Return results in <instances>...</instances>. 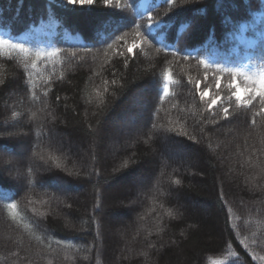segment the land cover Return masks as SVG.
Here are the masks:
<instances>
[{
  "label": "trees",
  "instance_id": "16d2710c",
  "mask_svg": "<svg viewBox=\"0 0 264 264\" xmlns=\"http://www.w3.org/2000/svg\"><path fill=\"white\" fill-rule=\"evenodd\" d=\"M223 1L234 5L221 8ZM129 2L53 4L49 13L47 0H0V37L24 43L33 53L60 49L37 60L35 68L34 55L25 60L22 53L0 50V148L12 151L10 142L25 134L31 151V162L21 164V184L0 171V264H264V114L252 124L264 99L256 96L245 107L230 86L233 79L250 81L243 100L264 90V0H177L171 10L165 0H153L149 13L166 27L147 45L136 36V24L143 26L145 19L126 7ZM242 24L246 35L258 33L251 49L228 35ZM117 36L124 40L108 49ZM73 38L80 43L69 41ZM134 43L140 46L127 53ZM177 49L180 54L173 56ZM200 59L212 67L205 69ZM217 65L238 71L229 74ZM167 69L174 82L163 95ZM150 79L149 148L138 141L131 154L119 147L109 153L110 122L131 109V95ZM197 81L199 90L221 97L216 106L207 107L209 98L201 101ZM14 90L15 102L8 96ZM221 103L229 108L227 120L218 111ZM52 130L74 147H86L84 155L50 139ZM236 131L222 146V137ZM169 144L183 149L188 163L172 162L161 174L158 169L160 186L127 219L133 235L121 245L110 215L132 194L127 179L152 171ZM125 160L127 168L121 167ZM230 172L228 181L224 175ZM55 179L82 192L66 198ZM177 179L180 185L173 183ZM120 248L124 258L116 261Z\"/></svg>",
  "mask_w": 264,
  "mask_h": 264
},
{
  "label": "rangeland",
  "instance_id": "374dc122",
  "mask_svg": "<svg viewBox=\"0 0 264 264\" xmlns=\"http://www.w3.org/2000/svg\"><path fill=\"white\" fill-rule=\"evenodd\" d=\"M221 5V8H223V6L228 8L234 4H228L223 1ZM84 20V24L89 25L88 19L86 18ZM195 27L196 26H193V30ZM239 31V38L245 39L246 42H248V40L250 42L254 41L252 37L243 34L241 29ZM228 35H230V33H228ZM242 35L243 37H241ZM236 85H238L241 89L240 95L241 99L243 100L245 94L251 90V87H247L236 80L232 81L230 84L231 95L234 91H236ZM152 93V80L150 79L147 85L142 86V88H138L131 95V109L127 111H120L115 117V119L110 122L109 128L111 129L112 135L108 140L107 144V151L109 153L119 147L123 149L125 153L131 154L132 146L138 141L141 142L144 147L149 148V141L147 138L148 135L146 129V118L148 115V105L151 102ZM11 95L13 96L12 101L15 102L17 99V92H15V90L14 92L11 91L8 96L10 97ZM212 97L215 96L212 95L210 91H208V96H206L205 98ZM233 98L235 99L234 96ZM15 131L17 133H21L20 130ZM236 134H238V131H236L235 133L231 132V134H226L225 136H223L222 140L225 142H222L221 145L223 146L224 144H227V142L231 138V135ZM20 135L22 137L17 136V139H14L10 142L14 145L12 151H6V149L0 148V168L6 169L8 171V177L10 176L9 178L16 180L18 184H21L23 180V173L20 169L21 164L26 166L27 162H31V151L29 152V149L27 150V138L25 134ZM49 138L55 139L57 144L63 145V147L66 149L69 148L71 149V151L75 150V153L78 156L84 155L85 153L86 147H82V149H80L78 145L74 147L73 142H71L70 139H66V137L61 136V134H58L53 130L50 132ZM186 156L187 155L183 149L174 148L170 144L166 145L163 149V153L159 155L158 159H156L155 167L152 171H145L141 174L135 173L128 177L127 182L131 185L132 194L128 199H126L124 203L119 205V208L114 211L115 214L111 213L110 215V218L116 221V224L112 228V232L117 235V237L120 239L121 245L123 243L125 245L127 243V240L131 239L133 235V232H131L130 229L127 227V219L134 218L135 213L141 209L139 208L140 201H145V203L151 202L150 198H148L147 196L150 195L149 193H153V190L160 186L157 177L158 169L160 168L161 174V170L163 171V167L168 166L172 162H181L182 164L186 165L188 163V159ZM222 164L223 162L220 163V165ZM113 167L114 170H117L119 167V162H114ZM221 167L224 171L227 170L226 166L224 167V165H222ZM230 175H232L231 172L229 175H224V178L228 181H231L229 177ZM54 181H56L54 185L57 191L66 198L75 199L76 195L82 192L80 188H76L75 186H71L69 184L67 185L63 183L60 179H55ZM147 193L149 195H147ZM124 254L125 251L120 248L115 260L118 261L124 258Z\"/></svg>",
  "mask_w": 264,
  "mask_h": 264
},
{
  "label": "snow or ice",
  "instance_id": "6c2138e0",
  "mask_svg": "<svg viewBox=\"0 0 264 264\" xmlns=\"http://www.w3.org/2000/svg\"><path fill=\"white\" fill-rule=\"evenodd\" d=\"M102 2L104 5H109L112 3V0H102ZM165 2L169 4L170 10L177 7V0H165ZM196 2H199V0H196ZM218 2H219V0H218ZM47 3H48V9L47 10L49 11V13H51L53 4H57L60 7H67V6H71V5L84 6V5H94L95 3H97V0H47ZM117 6H119V0H117ZM126 7L134 8L135 7L134 0H130V2L126 5ZM73 10H80V9H73ZM201 11H203V9H201ZM140 19H145V17H140ZM133 22H135V21H133ZM161 23H162V21L155 19L152 15L149 14L146 17V22L143 24V26L141 24H136V28L138 29V31L136 32V36L140 38V44L147 45L149 43V37L152 36L154 27L156 25L161 24ZM141 27H143V31H139V29H141ZM184 27H187V25H184ZM156 38L157 37L152 36V39H156ZM121 40H124V36H117L116 39L113 40L112 44L107 45L108 49H112L113 44H115ZM161 43H163V42L161 41ZM140 44L134 43L132 46L127 47V53H132L133 48L139 47ZM121 47H123V46H121ZM5 48H7L10 52L14 51V52L24 54L25 60H28L29 56L34 55L35 60L31 61L32 68L36 67V61L37 60L50 58L52 56H55L60 51L59 48H54L51 52H44L43 50L38 49L33 53L32 50L25 47L24 43H15L12 41V39H5L3 37H0V50H3ZM157 51H160V49H157ZM118 54L121 56H124L125 52L119 51ZM178 54H180V51L178 49L172 52L173 56H176ZM72 55L75 56V53H73ZM184 59H186V60L189 59V56H184ZM198 64L203 65L205 67V69L212 67V65H210L207 61L202 60V59L198 60ZM24 67L27 69L28 64L25 63ZM125 67H127V59H125ZM216 67L219 71L226 72L229 74L238 71L237 69L222 68L219 65H217ZM60 78L63 79L62 76ZM205 78L207 79V73H205ZM173 82L174 81H172L171 70L170 69L165 70L163 80L161 81L162 86L160 88V91H162L163 95L168 94L169 84L173 83ZM189 82H191V81H189ZM2 83H3V81H0V84H2ZM107 83L108 82L105 81V84H107ZM111 83L115 85L117 83V81L112 80ZM260 83H261V88L264 89V76L261 77ZM216 86H217V88H219V86H220L219 80L216 81ZM195 87L198 90V94L200 96L201 101H204L205 97L208 96L207 89L199 90L200 89V82L199 81L196 82ZM105 91H107V88H105ZM240 92H241L240 87L238 85H236V91H234L232 93V95L235 97V99L238 103H240L241 105H243L245 107L251 105L252 100H254L256 98V96H260L262 99H264V90L257 91L255 95L250 94L247 100L241 99ZM45 95H47V93H45ZM35 98L36 97L33 95V99H35ZM57 99H59V98H57ZM161 99H163V96H161ZM220 100H221V97L219 95L212 97V98H209V100L207 101V107L209 109H211L213 106H216L218 101H220ZM101 103H103V100H101ZM218 111L223 112V119L224 120H227L229 118V115H230L229 108L224 107L223 103L220 104ZM262 114H264V109H261L260 112H257L254 114V117L252 119L253 125L256 122L255 116H260ZM13 115H15V113H13ZM33 115H35V114H33ZM153 115H155V113ZM213 123H218V121L214 120ZM153 127H155V124H153ZM166 131L175 132V131H177V129L168 128V129H166ZM179 134L184 135V136H188L187 132H184L183 130H180ZM188 138L193 140L194 142L196 141V137H194V136H188ZM133 163H135V161H133ZM60 166L61 165L57 164V167H60ZM128 166H129V161L125 160L124 164L121 167L127 168ZM3 170H6V169H0V171H3ZM69 174H71V173H69ZM29 183H31V181H29ZM173 183L175 185H180L181 181L179 179H177V180H174ZM9 207L11 209H16L17 205L15 203H12L9 205ZM96 207L99 208L100 205L97 204ZM168 215L172 216L173 218H176L172 212H169ZM98 235H99V233H98ZM153 247H154V245H153Z\"/></svg>",
  "mask_w": 264,
  "mask_h": 264
}]
</instances>
